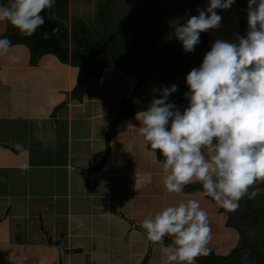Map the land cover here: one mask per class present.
Here are the masks:
<instances>
[{"label": "crops", "instance_id": "crops-1", "mask_svg": "<svg viewBox=\"0 0 264 264\" xmlns=\"http://www.w3.org/2000/svg\"><path fill=\"white\" fill-rule=\"evenodd\" d=\"M91 2L92 5L89 6L83 0H55V4L50 9L45 10L46 18L50 21L45 26H49L50 23L55 21L59 32L60 27L58 25L61 24L68 29V33L71 32L74 26L77 29L98 30L103 34L108 32L109 35H112L113 32L122 35L130 34L131 37H135L131 44L135 42L138 46L140 45V51L148 52V47L153 40H148L140 35L139 30H136L135 27L134 30L128 33L127 30H130L129 25L123 27L122 23H114L113 17L117 14L115 10L110 9L109 6L99 7L102 2L104 5H108V3L114 6L117 5L113 3V0H91ZM240 2L241 0H238L239 30H241V20L244 18L240 10ZM243 2L247 8L246 1ZM155 4V0H146L140 6V10H143L145 28L150 21L156 22L159 15V12L158 14L151 12L153 7L158 8ZM90 13L93 15L87 25L84 17H87ZM197 14V10L191 9L189 16ZM186 19H173L171 28L177 23L183 24ZM7 24H9L7 21H0V38L7 32ZM10 30H14V28H10ZM152 33L153 36L154 34L157 35L154 31ZM167 37L159 39H167ZM202 37L201 33L203 42ZM170 38L176 41L174 36L170 35ZM12 39L15 47V36H12ZM101 40L100 38L99 41ZM43 42L46 44L45 40ZM114 43L115 40L112 39L107 47L101 50L100 54L104 56V59H102L104 64H98V66L90 68V72L100 76L101 78L98 79L102 80L104 66L116 68L120 73L121 71L126 73V77H133V79L127 80L132 88L137 84L148 86L146 84L148 81L150 85L156 81L151 76H149L150 79L148 76L145 77V80L142 79V70L141 72L137 69L130 70L131 67L137 65L134 61L136 49H132V46L129 45L123 49V51H127L123 64L119 63L116 55H113L116 57L111 58L109 52L112 46H116ZM168 46L173 47L172 45V47ZM23 49L26 53V64L23 68L29 72L56 70L57 68H63L67 72L66 94L68 100L64 104L63 114H59L58 119L53 122L56 130L60 123L65 125L63 128L60 124L61 129H63L62 136L64 140L52 141L49 139L51 133L45 128L48 125H43L50 120L47 115L48 105L43 101L42 105L37 102L40 111L33 112L38 115L33 116L32 112H29V114L15 112V117L13 116L15 125L9 124L6 118L8 131L4 133L3 128L5 126H0V149L10 152L8 148L11 147L13 150L10 153L14 152L15 162L19 163L15 164L13 162L11 166L6 164L5 168L9 172L12 171L13 175L11 176L15 177V182L18 183L15 185V196L14 193L3 194L4 184L10 183L11 181L7 180H11V177H1L3 164H0V264H59V252L54 247V244L58 242H61V246L65 250L64 264H167L159 246H149V241L140 231L142 230L140 224L145 216L155 214L163 206H167L166 194L168 192L165 195L162 194L159 204L151 203V201L145 200L148 199L146 196L149 184L144 183L140 188H143V191L146 190V192L141 196L139 205H136L140 206L141 203H144L147 204V207L142 210L140 206L141 209L136 210L134 214L131 207L135 205L134 197L137 198L139 195V193L135 194L136 186H132L131 190H126L128 199H125L126 195L121 194L123 192L121 188H124L122 183L124 185H136V183L129 181L128 177L136 176L144 179L145 174L150 173L152 177L157 176L162 180L163 169L158 168L154 172H149L146 159H140L138 151H133L132 148H138L139 150V143L134 142L135 136H137L135 132L129 130L126 133L127 135L124 136V140L120 139L127 145H121V147L117 145L116 132H118V127L123 123H127L129 119L120 117L121 120L115 124L113 130H110L111 134H109L108 128L111 127L110 125L117 117L116 102L110 106V103L104 100L103 103L108 104L102 112L93 110L86 112L85 116L73 114L75 109L79 110L81 108L80 111H84L82 110L84 101L76 100L72 102L70 96L72 88L77 85L74 84L73 73L76 69H79L81 73L80 84L82 85L83 68L60 65L54 63L55 60L45 61L42 65H39L41 58L47 55L42 56L36 66H29V50L26 47ZM68 50L70 51V48ZM162 54L157 56L158 62L167 58L165 54ZM48 56L52 55L49 54ZM174 56L179 57V55ZM156 64L160 65L161 63ZM119 65L122 67H118ZM3 67L0 59V70ZM16 68L19 67L16 66ZM90 72L84 74L89 77ZM86 76H83L85 80L88 79ZM134 78H137V80ZM138 79L140 80L139 83H137ZM116 82L120 86H124V81H121L122 83L120 80ZM40 83L42 85L45 83L44 75H42ZM183 83L186 86L185 79H183ZM85 85L86 82H84L83 87ZM124 96L129 98V92ZM124 96L121 95L120 98L123 99ZM82 99L84 98L82 97ZM26 118L38 119L37 127L34 124H29V121L26 123ZM97 120L102 123V126L94 123ZM43 126L45 127L43 128ZM90 143H93L94 146H90ZM116 147L125 151L131 148L133 151L131 155L124 159V162L130 161L132 164L129 170H116L109 167L112 160L117 159V153L114 158L110 157L112 148ZM104 157H107V161L102 164ZM100 163L102 164L101 167H99ZM90 169H94V172L88 173ZM117 182H120L118 186H116ZM193 184L191 185L193 187L189 190L194 191V195H199L200 192L196 188L198 187L197 184ZM19 195L22 200L20 203L17 198ZM189 197L190 194L169 193V198L173 199L171 202H174V204L177 203V200ZM115 205L119 209L115 208L116 210H114ZM13 208L15 212L12 211ZM224 212L230 217V225L228 226L230 230L225 233V236L234 238V242L230 244L229 248L231 254L227 256L228 259L224 256L221 257L224 250L221 251L223 248L218 244L219 241H215L214 246L211 247L215 248L216 254L214 255L212 253L214 251L209 249L207 256L197 258V264H224L228 260H232L233 255H236L235 252L239 250L241 237L232 219L238 212L237 210L235 212ZM133 216L137 217L136 222L132 221ZM211 223L214 228L218 227L216 221ZM219 234L220 228H217L214 232L215 238ZM38 235L39 238L35 237ZM169 243H171V237L165 236L164 244L168 245Z\"/></svg>", "mask_w": 264, "mask_h": 264}, {"label": "clouds", "instance_id": "clouds-1", "mask_svg": "<svg viewBox=\"0 0 264 264\" xmlns=\"http://www.w3.org/2000/svg\"><path fill=\"white\" fill-rule=\"evenodd\" d=\"M234 2L207 0L197 15L175 24L172 35L183 51L193 52L201 33L218 28L222 17L217 10H227ZM54 4L0 0V21L31 37L44 24L41 13ZM246 13V34H237L234 41L217 39L199 67L186 75L183 110L169 102L177 91L173 84L155 89L159 98L136 114L139 126L129 125L152 155L158 151L162 157L166 192L178 194L199 182L202 195L226 212H235L242 199L264 193V0H247ZM42 38L49 39V33ZM12 42L0 38V59L15 63ZM144 181L152 182L150 173ZM140 228L151 246H159L167 264H197L198 257L209 254L212 229L199 199L163 206L145 216ZM165 236L171 237L168 245Z\"/></svg>", "mask_w": 264, "mask_h": 264}, {"label": "rangeland", "instance_id": "rangeland-1", "mask_svg": "<svg viewBox=\"0 0 264 264\" xmlns=\"http://www.w3.org/2000/svg\"><path fill=\"white\" fill-rule=\"evenodd\" d=\"M83 1L85 2L86 5L87 4L89 6L92 5L91 0H83ZM144 1L146 2V0H113V3H116L117 5L114 6L113 4H110L108 2H107L108 5L107 4L104 5L102 2L99 4V7L109 6L110 9L115 10L117 14L115 17H113L114 23L116 24L122 23L123 27H125L126 25H129L130 30H127L128 33L134 30V27H135L136 30L137 29L139 30L140 35L144 36L148 40H153L151 41V44L148 47L149 48L148 53L153 56L151 61H154L157 58L155 62L156 63L158 62L159 59L157 56L161 55L163 52L157 47L158 45H162L164 52H165V56H167V58L164 60V65H166L169 62L172 67L175 66L177 68H182L183 64L179 63L180 59H178V56L172 55L171 54L172 51L170 50L171 48L169 46L168 47L165 46L164 42H162V39H159V38L161 37L166 38L167 36L172 35L173 28H171L172 26L171 22L173 24V21H174L173 19L184 20L185 18L187 19L190 18L189 14L191 13V9H194L195 11L198 8L204 9L207 6V0H155L156 1L155 5L158 8L156 9V7L155 8L153 7L151 9V12L153 11L154 14H158L159 12V15L157 16L156 22L150 21L146 28L143 22V10H140V6ZM243 1H246L247 3V0H243ZM217 12L222 17L220 26L216 29H212V30H208L207 32H204V43H202V39H200L201 42L199 43V45H197V48H199L201 53L204 52L205 54L207 51H209L212 44L217 39L226 40V41H234L237 34L241 36L240 34L241 30L238 29L239 22H240L239 21L240 12L238 8V0H235V2L230 6L229 9L217 10ZM92 15L93 14L90 13L89 15H87V17H84V20L87 23V25L89 24L92 18ZM178 24H181V23H178ZM152 31L157 33V35L154 34L153 36ZM115 36H118V38L120 40H123L124 42H125L124 39L129 40V42L126 43L127 47L130 45V42H132L135 38V37L134 38L131 37L130 34L115 35ZM100 38H104L103 33H100L98 30L92 33V40H99ZM172 41H170L171 44L177 43V40L176 41L172 40ZM25 46L26 45H15L14 50H13L14 54L17 56V61L15 63H10L7 60L1 59V64H3L4 67L3 69L0 70V126H5V128H3L4 133L8 131L6 128V121H4L6 117L8 116L15 117V112L19 114H29V112H32V113L38 112L40 111V109H39V105L37 102H40L41 105L43 104V102L46 105H48L47 115L50 118V120L48 121L49 124L46 128V130H48L49 128H51V126H55L53 122H55L58 119L59 114L61 115L63 114L64 104L68 100L67 94H66V86L68 83V78L66 76L67 74L66 70H64L63 68H57L56 70L55 69L37 70L34 72H29L28 70L23 68V66H25L26 64V58H25L26 53L24 52V49H23ZM174 48L177 52H183L186 55L189 54L183 51L182 46L179 42L176 44ZM115 55L117 56L119 63L123 64V61L125 57L127 56V51H124V52L120 51ZM162 55H164V53ZM100 56L92 63L86 65V72L89 73L90 72L89 69L94 68L95 66H98V64L100 65L104 64V62L102 61V59H104V56H101V57ZM167 59L169 60L167 61ZM49 60H52V61L55 60L54 63H59L56 58H54L53 56L47 55L41 58V62L39 63V65H42L43 62L49 61ZM12 66H14L15 68ZM16 66L19 68L17 69ZM103 69L105 73L103 72L102 74V80H99L98 78H101V77L94 75L92 72H90L89 77L88 75L86 76V74L84 73L82 74V86L84 85V82H86V85L85 87H83L82 92H81L84 98L82 99L84 101L82 110H84L85 112L80 111L81 108L79 110L75 109L73 110L74 115L85 116L86 112L88 113L93 110H96L95 112L97 111L102 112L108 103H110V106H111L115 104L114 102H116L115 105L117 106L115 109L116 112L119 113V108L128 109L129 105L124 106V104L127 103L125 101L129 99H127L128 97L124 95L129 92V98L131 97L133 93V88L130 85V82H127V80H131L133 79V77H126L127 75L126 73L122 71L120 73L119 71H117L116 68H113V67L109 68L108 66H104ZM133 69L135 70L137 69V71L141 72V68L139 67L134 66L130 68V70H133ZM73 74H74V84H80L81 77H80L79 69H76V71H74ZM42 75H44V81H45L43 85L42 83H40L42 79ZM83 76L84 77L86 76V78L88 79L85 80ZM134 79L137 80V78H134ZM119 80L120 82L124 81L123 82L124 86H120L118 82H116ZM139 82L140 80L138 79L137 83ZM15 83L17 84L15 85ZM121 95L124 96L123 99L120 98ZM104 100L108 101L106 105L103 103ZM73 101L74 100H72V102ZM116 118H119V120H121V118L118 116ZM128 118H129V121L127 123H123L119 125L118 132H116L117 145L120 147L121 145L122 146L127 145L124 143V141H120V139L124 140V136L127 135L126 133H128L129 130L136 133L135 129H133L132 127H129V125H134L136 127L139 126V122L136 119V117L130 116ZM61 121L62 119L60 120V122ZM102 122H105V121H102ZM94 123L102 126V123L99 122L98 120L95 121ZM14 125H15V121H14ZM57 130L59 134L61 135L59 136V139H61L63 137L62 136L63 131L61 130L60 124L58 125ZM110 130H111V127L108 128L109 134H111ZM135 137L136 138L134 139L135 140L134 142L139 143V150L138 148L137 149L132 148V149L133 151H138V156L140 157V159L142 160L146 159L149 165L148 167L149 172L150 171L154 172L158 168L162 170L163 166L160 163V161L162 160V157L158 154V151H157V155H152L151 151L146 149L145 142L143 141V139L139 137L138 135ZM95 142L97 143L98 141H95ZM90 146H94L93 143H90ZM112 149H111L112 151H111L110 157L114 158L116 153L118 154V156L116 160H112L109 167L111 169L114 168L116 170H129L132 164L130 163V161L124 162V159L133 153L131 148L127 149L126 151L120 149L119 147L112 148ZM8 150L11 152L13 149L10 147L8 148ZM10 152L5 151L4 149H0V160H1L0 164H3V169H2L3 171H1V177H11V180H7L11 182L10 183L7 182L4 184L3 194L6 195V194L14 193V196H15V185H17L18 183L15 182V177L11 176L13 175L12 171L9 172L5 170V168H6V164H10L11 166L13 162L15 164H19V163L15 162L14 152L12 153ZM127 179L133 183H136V185H127V184L124 185L122 183V186L124 188H121V191H123L121 194L126 195L125 199H128V196H127L128 192L126 190H131L132 186L133 187L136 186L137 188L136 190L137 193L135 192V194L139 193L137 198L134 197L135 205L131 207L132 213L134 214L136 213L135 212L136 210L138 209L140 210L141 208L143 210L145 209L144 207H147V204H144V203L143 204L141 203L140 205L141 208L140 206H138L141 201L140 200L141 196L146 192V190L143 191V188L142 189L140 188L141 185H143L145 182H144V179L140 177H136V176H130ZM194 183L197 184L198 186L196 188L200 192L199 195H194L193 193L194 191L189 190V188L193 187L191 186V185H194L193 183L186 185L183 191L178 194H184V195L190 194L189 198H195V199L200 200L201 207L204 208V210L208 214L209 224L212 229L211 240L208 244V248L214 251L212 253L215 255L216 254L215 248L211 246H214L215 241L216 242L219 241L218 244H220V247L223 248L221 251L224 250L223 255H221V257L224 256V258L228 259L227 256L231 254V251H229L230 244L234 242V238H230V237L228 238L225 236V233L230 230V228L228 227L230 225L229 223L230 217H228V215L225 214L224 209L216 205V203L211 199V197L202 195L203 189L199 182H194ZM119 184L120 182H117L116 186H118ZM162 194L164 195L166 194V191L163 188L162 180L158 178L157 176L152 177V182L148 186V191H147V196H146L148 199H145V200L151 201V203H154V204H157V203L159 204ZM173 194H177V193H173ZM166 197H167V201H166L167 205L174 204V202H171L173 199L169 198V193L166 194ZM17 198H18L19 203L22 202L20 195ZM181 200L183 199H180L177 201L176 199H174V201H176L177 203L180 202ZM252 200L256 202L254 204L255 206L258 205L256 198ZM259 206H261V204H259ZM115 208L119 209V207L116 205L114 207V210H116ZM241 209H242L241 206H239L237 210H241ZM12 211L15 212V209L13 208ZM132 221L136 222L137 217L133 216ZM212 221H216L218 225L217 228H220V234L217 235V238H215L214 236V232L216 231L217 228H214V226L211 223ZM256 221L257 223L258 222L261 223L262 220L256 219ZM35 237L39 238V235Z\"/></svg>", "mask_w": 264, "mask_h": 264}, {"label": "trees", "instance_id": "trees-1", "mask_svg": "<svg viewBox=\"0 0 264 264\" xmlns=\"http://www.w3.org/2000/svg\"><path fill=\"white\" fill-rule=\"evenodd\" d=\"M41 15L44 16V24L37 30V32L33 36L26 37L16 29L10 30V28H13L10 24H7L8 27L7 32L2 36L8 38H12V36H15V45H26L25 47L29 50V63H28L29 66H36L39 62V59L42 56L50 54L58 60L60 65H70L73 68H85L86 65L92 63L100 56L101 50L107 47L109 41H111L112 39L115 40L114 45L116 46L111 47V51L109 52L110 57H112L113 55L117 54L120 51H123V49L127 47L126 43L129 42V40L127 39H124L125 40L124 42L123 40H120L118 36H115V35H122L121 33H116V34L113 33L114 35L113 34L109 35L108 32H105L104 34L105 38H101L103 41L92 40V33H94L95 31H91L86 28L77 29L76 27L73 26L71 32L68 33V29L61 24L58 25L60 27V32H59L56 26L57 23L55 21H54L55 23L53 22L50 23L49 26H45L48 22H50L49 19L46 18L45 10L44 12L41 13ZM45 32L49 33L50 35L49 39L42 38V35ZM202 36H203L202 43H204V33H202ZM200 39H201V35H200ZM43 40H45L46 44H44ZM172 40L173 39H171L170 36H168L167 39H162V42H164L165 46L167 47L168 45L173 46V47L171 46L172 48L170 49L172 51L171 52L172 55H179L180 57H183V61L185 63L193 61L192 65L194 66H197L200 62H202L205 54L204 52L201 53V51L199 50V48H197V46L195 47L194 52L186 55L183 52H177L175 50L174 47L176 46V43L171 44L170 41ZM130 46H132V49H136L135 50L136 57L134 58L135 59L134 61L138 66L144 69L146 75L151 76L154 78V80H156L155 82L157 83V87L155 85L139 86L137 84L133 88V93L131 97L127 98L129 100L125 101L127 103L124 104V106L129 105L128 106L129 110L119 108V113L116 112L117 116L125 117L127 119H129L128 117L130 116L134 117L138 112L145 110L154 97L159 98V92H156L155 89L170 87L171 85L170 83L172 82V80H175L178 77L181 79H185L186 75L189 72L187 68H177L175 66L172 67L169 62L166 65H164V61H159L162 65L161 64L159 66L157 65L155 69L153 68V61H151L153 58L152 55H150L147 51H140V45L138 46L135 42L133 44H131L130 42ZM68 48H70V55L68 54L69 53ZM157 48H159L165 54L162 45H158ZM128 60H130V58H128ZM118 67H122V66L119 65ZM82 89L83 86L81 84H77L76 86H74L70 94L71 100L81 101L83 97V95L81 94ZM169 102L174 103L181 110H183V108L186 107L187 105V100L184 94L179 90L170 95ZM32 115L34 116L38 114L35 113ZM6 118L9 124L14 125L15 119L12 116L11 117L8 116ZM4 121H6V119H4ZM28 121L29 124H34L37 127L39 120L26 118V123H28ZM48 124L49 122L43 125L46 126ZM60 124L63 128L65 127L64 124L62 123ZM45 126H43V128ZM54 127L55 126H51V128L48 129V130L51 129L49 131L51 133V137L49 139L52 141H57V140L63 141L64 138L62 137L61 139H59V136L61 135L59 134L58 130L54 129ZM61 130L63 131V129ZM38 135L39 134L37 133V136ZM65 137H66V133H65ZM247 200L248 199L246 198L244 199V201ZM256 201L258 205L254 206V213L252 214L251 221L253 226L258 227L260 222L257 223L256 219H261V220L264 219V193L258 195L256 197ZM259 204H261V206H259Z\"/></svg>", "mask_w": 264, "mask_h": 264}, {"label": "flooded vegetation", "instance_id": "flooded-vegetation-1", "mask_svg": "<svg viewBox=\"0 0 264 264\" xmlns=\"http://www.w3.org/2000/svg\"><path fill=\"white\" fill-rule=\"evenodd\" d=\"M178 59H180L179 63L183 64L182 68H187L188 71L195 67H199V65L201 64L200 62L197 66H194L192 65L193 61L185 63L183 61V57L180 56L178 57ZM157 65L158 64H156V62L154 63L153 61V68L156 69ZM134 66L141 68L143 73L142 79L144 78L145 80V77L148 75H146L144 69L138 65ZM148 78L150 79L149 76ZM146 84H148L149 86V81ZM170 84H175L178 87V90L183 94L188 91L187 87L183 83V79L179 77L175 80H172ZM151 85H155L157 87L156 82H153V84ZM240 202V206L242 209L237 210L238 214L232 218L234 225L238 228L240 233V248L235 252L236 255H233L234 257L232 258V260H228L224 264H264V219L261 221L258 227L253 226L251 218L252 214L254 213V204L256 202L254 200L244 201V199H242Z\"/></svg>", "mask_w": 264, "mask_h": 264}, {"label": "water", "instance_id": "water-1", "mask_svg": "<svg viewBox=\"0 0 264 264\" xmlns=\"http://www.w3.org/2000/svg\"><path fill=\"white\" fill-rule=\"evenodd\" d=\"M239 6H240V10H241V12L243 13V17H244V16H247V13H246V7H244V4L242 3V1L240 2ZM246 31H247V19H246V17H244V18H242V20H241V32H240L241 36H244V35L246 34ZM117 122H119V118H115V119H114V122L111 124V129H112V130H113V128H114V126H115V124H116ZM106 161H107V157H104L103 160H102V164H103L104 162H106ZM102 164L100 163V164H99V167H101ZM91 172H94V169H90V170L88 171V173H91ZM140 231L143 233V230H140ZM149 246H151L150 242H149ZM54 247H55V248L58 250V252H59V257H60V259H59V260H60V263H59V264H64L65 250H63V248H62V246H61V242H58V243L54 244Z\"/></svg>", "mask_w": 264, "mask_h": 264}]
</instances>
